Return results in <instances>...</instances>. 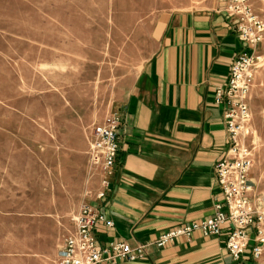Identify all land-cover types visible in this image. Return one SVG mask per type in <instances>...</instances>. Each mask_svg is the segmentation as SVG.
<instances>
[{
	"label": "rangeland",
	"instance_id": "obj_1",
	"mask_svg": "<svg viewBox=\"0 0 264 264\" xmlns=\"http://www.w3.org/2000/svg\"><path fill=\"white\" fill-rule=\"evenodd\" d=\"M188 1L199 0H0V264H59L73 219L100 190L92 131L114 113L120 80L141 67L147 23ZM249 1L264 19V0ZM261 46L250 102L257 199L264 198Z\"/></svg>",
	"mask_w": 264,
	"mask_h": 264
},
{
	"label": "crops",
	"instance_id": "obj_2",
	"mask_svg": "<svg viewBox=\"0 0 264 264\" xmlns=\"http://www.w3.org/2000/svg\"><path fill=\"white\" fill-rule=\"evenodd\" d=\"M225 1L164 7L140 40L141 67L115 91L113 114L123 122L119 162L107 197L91 203L114 227L97 237L102 245H148L144 257L116 264H236L225 237L196 233L155 245L161 235L213 216L222 201L216 166L230 141L215 90L245 48L222 13Z\"/></svg>",
	"mask_w": 264,
	"mask_h": 264
},
{
	"label": "built area",
	"instance_id": "obj_3",
	"mask_svg": "<svg viewBox=\"0 0 264 264\" xmlns=\"http://www.w3.org/2000/svg\"><path fill=\"white\" fill-rule=\"evenodd\" d=\"M244 45L231 65L226 83L215 90V105L224 110L229 149L216 166L222 201L209 218L177 227L159 237L158 248L200 233L204 237H225L226 249L236 264H264V198L257 199L251 179L254 157L251 145V96L255 86L258 48L264 43V19L249 0H227L222 9ZM122 120L115 114L96 125L91 136V163L102 172L98 200H104L119 162ZM114 223L92 204H84L73 219V232L66 238L59 264H116L144 257L148 245L133 249L124 242L102 245L97 232L112 229Z\"/></svg>",
	"mask_w": 264,
	"mask_h": 264
}]
</instances>
